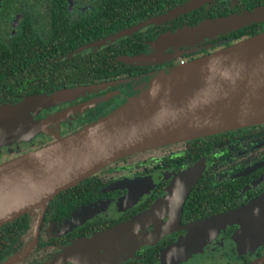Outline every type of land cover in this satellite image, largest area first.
I'll return each mask as SVG.
<instances>
[{"label": "flooded vegetation", "instance_id": "1", "mask_svg": "<svg viewBox=\"0 0 264 264\" xmlns=\"http://www.w3.org/2000/svg\"><path fill=\"white\" fill-rule=\"evenodd\" d=\"M130 1L122 2L121 8ZM191 1L178 2L171 9L175 10ZM245 2L264 5V0H209L173 20L115 38L132 27L107 36L114 23L92 17L108 0H0V106L19 103L28 97L25 94L31 88L39 90L38 95L56 93L57 90L46 89L58 88V77H54L53 73H60L63 60L65 65L71 61L81 68L102 49L124 38L152 30L157 34V39L192 24L196 26L208 17L217 18L215 15L218 11H233ZM204 12L207 17L199 18V14ZM116 20L120 23V19ZM78 25L91 37H96L92 38V42L62 55L60 42L70 39ZM149 43L143 55L155 53ZM212 51L214 48L207 51L203 47L181 48L178 51L180 55L172 61L145 65L156 66L157 70L143 73L130 71L108 80L64 84L70 91H79L77 97L41 110L34 120L69 115L44 129L41 136L34 140L35 149L99 121L122 106L128 98L137 95L156 76L181 62ZM165 53L172 54L173 51ZM73 56L75 58L72 59ZM124 57L134 56H118L115 60L130 65L120 61ZM40 72L43 74L37 75ZM10 154L15 152L0 153V162L8 159ZM197 165L203 166L201 176L183 201L180 218L172 226L171 233L156 243L150 242L135 251L128 261L118 264H169L166 263L169 256L166 251L179 238L185 237L187 227L237 211L262 195L264 124L160 146L113 162L94 176L55 196L47 204L41 219L38 212L26 214L27 227L24 231L13 240L0 241V264H75L61 261L60 258L75 241L142 215L165 198L166 190L177 174ZM176 201H170L172 206ZM172 206H167L162 214L171 212ZM72 220L73 227L67 229L66 223ZM167 221L168 217H164L159 222ZM154 227L151 224L149 229ZM239 231L238 225L226 226L214 238L206 241L199 254L178 264H249L264 257V245L255 250L238 248L236 235Z\"/></svg>", "mask_w": 264, "mask_h": 264}, {"label": "water", "instance_id": "2", "mask_svg": "<svg viewBox=\"0 0 264 264\" xmlns=\"http://www.w3.org/2000/svg\"><path fill=\"white\" fill-rule=\"evenodd\" d=\"M208 1L193 0L115 38L173 20ZM258 23H264V6L161 35L149 43L154 54L124 57L120 61L137 66L162 64L176 59L181 48L208 50L214 46L206 43ZM168 50L173 53L166 54ZM75 91L34 96L15 105L0 106V151L32 143L44 129L69 115L34 120L41 110L75 99L79 92ZM261 124H264V31L181 62L156 76L135 98L99 121L1 162L0 228L26 214L38 212L41 219L55 196L127 156ZM202 170L203 166L197 165L177 174L163 200L137 218L75 241L61 255V261L118 264L128 261L135 251L150 242L156 243L169 235ZM173 199H177L174 206L170 203ZM167 206L173 209L162 214ZM164 217L168 221L160 223ZM73 220L66 223L67 229L73 227ZM151 224L155 227L150 230ZM230 225L240 227L236 235L239 249L255 250L264 245V193L237 211L187 227L185 237L167 249L166 263H182L199 254L207 240ZM249 264H264V257Z\"/></svg>", "mask_w": 264, "mask_h": 264}, {"label": "trees", "instance_id": "3", "mask_svg": "<svg viewBox=\"0 0 264 264\" xmlns=\"http://www.w3.org/2000/svg\"><path fill=\"white\" fill-rule=\"evenodd\" d=\"M124 1L108 0V3H106L105 6H101V8L98 9L99 11L96 14H94V16H92V17H98L101 21L107 20V21H111L114 23L113 24L114 27L106 33L107 36L112 35L115 32L122 31L130 27H133L151 18L158 17L159 15L166 13L167 10L168 11L169 9L172 10L171 7L174 4L178 2H183L184 0H159L158 3H156L153 0H132V1L127 0L130 2L128 3L125 2L124 3L125 7L122 6L121 8V3ZM258 4L245 2L243 6H240L233 11L231 10L218 11V13H216L215 16H217V18L225 17L228 15H231V13L235 14V13H239L244 10L250 11L257 7L264 6V5L259 6ZM202 17H205V18L207 17L206 12L199 14V18H202ZM209 18L212 19L211 17H208V19ZM116 19H120V23H118ZM80 26L81 25H78L73 29V35L70 39L62 40L60 42L62 44H61L59 51L60 53H62V55L76 48H79L80 46L84 44L92 42L94 40L92 38L96 37V36L91 37L87 33V31H85L84 29H81ZM193 26L195 25L192 24V26H188V27H193ZM263 31H264V23H258V24H254L249 27L240 29L227 36L220 37L219 39L208 42L205 45H213L214 47L212 48L216 50L217 48H223V47L229 46L232 43H236L244 38L252 37ZM156 35L157 34L153 33L152 30L150 31L147 30L145 32H139L138 34H135L132 37H127V38L122 39L121 41H117L114 45L109 46V48H104L100 52L95 54L93 60L91 59L90 61L87 62L86 65H83L81 68L77 67L76 63L75 62L72 63L71 61H69L68 64L65 65L64 60H63L62 67L59 71L60 73L58 75L56 73H53L54 77H58L57 78L58 83H59L58 88H54L52 90H49V89H46V90L48 91L57 90L56 93L70 91L71 89H69L68 87H65L64 84L72 85L75 83L79 84L80 82H93L95 80H108V79L113 78L116 75H119L122 73H128L130 71L132 73L133 72L143 73V72H148L151 70H157L155 69L157 68L156 66L148 67L145 65L143 66L123 65L115 60V58L118 56H138V55L146 54L145 52L147 48V43L152 42L155 39ZM116 45L117 47L114 48V46ZM73 58H75V56H73L72 59ZM39 74H43V72H40L37 75ZM27 91L28 92L25 95H28V97L26 98L34 97V96L36 97L45 96V95H38L39 90H35L33 88ZM13 92L17 94L16 90H13ZM10 105H15V104L10 103ZM10 150H13V147L3 149V151H5L7 154L10 153ZM1 151L0 153L3 152ZM25 152L27 151H23L19 153L16 152L15 154H10V156L7 157L8 159H5V160H9L13 157H17ZM26 227H27V222L25 220V215L11 223H8L2 226L0 228V241L5 240L6 242L8 240H13V237H18L24 231Z\"/></svg>", "mask_w": 264, "mask_h": 264}, {"label": "rangeland", "instance_id": "4", "mask_svg": "<svg viewBox=\"0 0 264 264\" xmlns=\"http://www.w3.org/2000/svg\"><path fill=\"white\" fill-rule=\"evenodd\" d=\"M146 89V87L144 88L143 87V89H141V91L139 92V93H141L143 90H145ZM138 93V94H139ZM137 94V95H138ZM137 95H135V96H132V97H130V98H128L127 100H130V99H133V98H135ZM127 102V101H126ZM125 102V103H126ZM124 103V104H125ZM123 104V105H124ZM35 146V142L33 141L32 143L30 142V143H22V144H19L18 145V147H13V152H17V153H19V152H23V151H33V150H35V148L36 147H34Z\"/></svg>", "mask_w": 264, "mask_h": 264}]
</instances>
